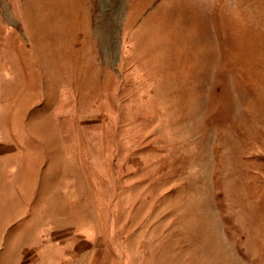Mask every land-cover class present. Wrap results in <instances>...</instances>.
I'll return each instance as SVG.
<instances>
[{
  "label": "rangeland",
  "instance_id": "rangeland-1",
  "mask_svg": "<svg viewBox=\"0 0 264 264\" xmlns=\"http://www.w3.org/2000/svg\"><path fill=\"white\" fill-rule=\"evenodd\" d=\"M0 264H264V0H0Z\"/></svg>",
  "mask_w": 264,
  "mask_h": 264
},
{
  "label": "bare ground",
  "instance_id": "bare-ground-1",
  "mask_svg": "<svg viewBox=\"0 0 264 264\" xmlns=\"http://www.w3.org/2000/svg\"><path fill=\"white\" fill-rule=\"evenodd\" d=\"M66 6H67L66 4H64V3L62 4L59 1H56V2L53 3V5H50V10L52 12V15H50L48 17V20L50 21V20H53V19L54 20L64 19V21L66 22L69 19L68 18V15H67V11H66L67 9H65V8H67ZM53 11H54V13H53ZM67 34H68L67 31L62 30V31L56 32L54 35L48 36V38L51 41L57 42V45L58 46H61V47L62 46H65V47H67L69 45V43H63V41H62L67 36ZM235 50L239 54V50L240 49L239 48H236ZM235 50H234V52H235ZM6 53H9V51H6ZM76 56H74V57H76ZM61 57H62V53L59 52V54L56 56V58H61ZM13 66H14V68H16V65L15 64H13ZM77 66H79V63L78 62L74 63L73 65H71L69 67H74L75 68ZM18 84H19L18 81H16L13 84H11L10 87H9L10 90H8L7 94H16L19 91V89H17V88H20L21 87V86H18ZM3 94H5V93H3ZM17 94H19V93H17ZM30 129H31L32 133L34 131V133L36 132L37 134L40 135L45 130V126H44V124L41 125V126L32 125L30 127Z\"/></svg>",
  "mask_w": 264,
  "mask_h": 264
}]
</instances>
